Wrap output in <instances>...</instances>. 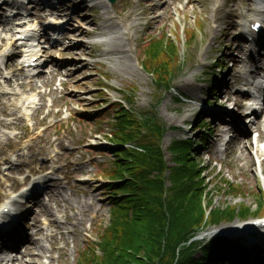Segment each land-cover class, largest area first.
Here are the masks:
<instances>
[{"label": "rangeland", "instance_id": "rangeland-1", "mask_svg": "<svg viewBox=\"0 0 264 264\" xmlns=\"http://www.w3.org/2000/svg\"><path fill=\"white\" fill-rule=\"evenodd\" d=\"M2 1L0 206L12 201V188L21 186L18 182L23 185L27 175L48 178L43 194L30 205L32 218L40 222L39 232L30 237L34 246L40 242L45 250L35 246L26 254L19 253L21 258L14 264H77L84 248L88 251L101 241L113 219L111 193L105 179L115 165V151L104 137L114 130L116 110L112 104L121 100V92L130 94L133 87L135 102L128 100V107L156 112L159 121L166 125L161 145L171 166L174 164L170 163L168 146L177 139L202 135L197 125L191 124L198 115L203 114L202 118L209 122L206 143L198 144L194 151L205 167L203 175L210 193V206L204 203L207 218L215 207L257 209V198L264 188V155L257 153L259 146L255 145V149L243 137L231 139L218 150L225 134L217 130L216 116L224 118L218 110H235L231 100L242 97L246 82L240 77L241 72L244 67L251 68L247 38H235L237 34L245 35L244 14L253 16L251 8L256 6L250 0H118L116 4L92 0L79 12L74 7L80 0H64L68 4L66 14L61 16L57 11L50 20L47 17L52 23L64 25L61 42L51 47L45 40L43 45L49 46L44 55L48 63L33 80L19 69L17 56L12 59L6 54L25 27L23 22L37 26L47 14L39 9L43 7L41 0ZM17 10L22 14L20 20L13 18ZM25 14H29L28 18ZM39 25L44 29L42 23ZM187 29L197 31L191 47L185 44ZM164 34L177 40L180 64L170 87L157 89L143 62L148 40ZM216 60L224 63L223 70L214 67ZM101 85L110 87L105 96L100 94ZM14 92L19 95H11ZM29 98L35 103L24 111L22 104ZM209 101L214 105L205 107ZM239 108L244 110L243 106ZM100 114L104 117L99 118ZM248 128L253 129L251 125ZM262 129L258 133L264 140V125ZM97 131L101 133L96 134ZM30 179L26 178V183ZM227 181L237 187L231 189ZM12 203L21 212L29 208L24 202ZM259 216L264 214L246 219ZM242 220L236 217L219 226H206L192 241L217 240V227H229ZM232 242L241 243L234 238ZM261 242L264 245V239ZM97 254L102 255L99 247ZM253 255L251 264H264L262 252Z\"/></svg>", "mask_w": 264, "mask_h": 264}, {"label": "trees", "instance_id": "trees-1", "mask_svg": "<svg viewBox=\"0 0 264 264\" xmlns=\"http://www.w3.org/2000/svg\"><path fill=\"white\" fill-rule=\"evenodd\" d=\"M195 36L196 31L189 30L187 44ZM178 52L175 40L167 34L147 43L144 67L154 75L157 89L169 88L178 65ZM125 95L135 101L133 93ZM200 119L198 126H207ZM166 130L156 112L136 114L120 104L112 138L122 145L134 143L138 148L123 146L116 150L117 166L110 176L125 182L109 187L115 195L111 199L112 223L99 243L88 251L83 249L77 264H238L243 259L246 248L228 238L209 243L192 238L208 225L263 215L264 193H259L255 211L250 206L215 207L207 218L205 205L210 206V193L203 175L205 167L194 156V145L203 141H174L168 147L170 163L174 164L171 166L161 145ZM226 185L237 187L230 181ZM97 247L102 255L97 254Z\"/></svg>", "mask_w": 264, "mask_h": 264}, {"label": "bare ground", "instance_id": "bare-ground-1", "mask_svg": "<svg viewBox=\"0 0 264 264\" xmlns=\"http://www.w3.org/2000/svg\"><path fill=\"white\" fill-rule=\"evenodd\" d=\"M149 1H151V0H149ZM259 1H261L260 3H263V2H264V1H262V0H259ZM90 2H92V0H80V1H79V4L76 6L75 10L79 12L80 9H82L83 7H85V6H86L87 4H89ZM67 5H68V4H63V5L61 6V9H62L61 11H62V12H65V11L67 12V8H66ZM63 6H64V7H63ZM65 8H66V9H65ZM251 9L253 10V12H254V13H253V16L256 17V19H260V18H263V17H264V14H263V12H262L260 9H258V8H251ZM242 14H244V12H243ZM246 19H247L246 22H249V21L252 20V19H251V16H248V15L244 14V20H246ZM209 30H210V28H209ZM228 32H229V31H226L225 34L227 35ZM235 38H237V39H241V40H244V39H245V35H243V34H237V35L235 36ZM30 39H31V38L29 37L28 40H30ZM74 48H76V45H74ZM16 51H17V50L13 51V52H12V55H14V53H15ZM233 56H234V55H233ZM234 57H236V55H235ZM51 63L53 64V61H51ZM261 66H262V65H261ZM53 67H54V66H53ZM258 69H260V67H258V66L255 65V66L252 67V69L243 71V72L241 73L240 76L248 81V80H249V77H252V75L256 74V71H257ZM239 128H240V126H239ZM221 131H222V130H221ZM222 132H224V130H223ZM29 201H30V200L27 199L26 202H29ZM231 226H232L231 228L236 229V230H243V229H245V228L247 227L246 225H244V224H240V223H234V224H232ZM224 229H226V228H224V227H219V228H217L215 231H216V232H219L220 230L223 231ZM35 244H36L35 246H38V248H40L41 251H44V250H45V247H44L40 242H37V243H35ZM35 246H34L33 243L31 242V240H29V241H28L27 250H28V251H32V250L35 249ZM0 253H1V252H0ZM41 253H43V252H41Z\"/></svg>", "mask_w": 264, "mask_h": 264}, {"label": "water", "instance_id": "water-1", "mask_svg": "<svg viewBox=\"0 0 264 264\" xmlns=\"http://www.w3.org/2000/svg\"><path fill=\"white\" fill-rule=\"evenodd\" d=\"M116 1H117V0H112V2H114V3H115Z\"/></svg>", "mask_w": 264, "mask_h": 264}]
</instances>
